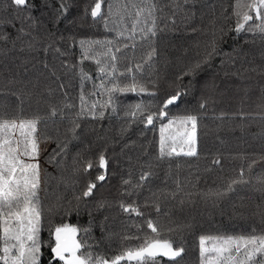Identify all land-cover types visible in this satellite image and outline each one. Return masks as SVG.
Returning <instances> with one entry per match:
<instances>
[{
	"label": "trees",
	"instance_id": "trees-1",
	"mask_svg": "<svg viewBox=\"0 0 264 264\" xmlns=\"http://www.w3.org/2000/svg\"><path fill=\"white\" fill-rule=\"evenodd\" d=\"M66 2L71 7L66 15L57 18L61 0H29L34 6L32 20L23 22L26 34H20L17 29L22 26L21 20L14 19L16 6L10 0H0V20L15 25L0 24V33L9 37L0 39V116L4 119L46 116V121L38 126L39 131L52 138L40 144V237L45 244L41 264H49L52 257L50 246L54 237L50 231L62 224L81 229L78 239H88L90 244L99 242L93 251L107 257L141 243L135 238L123 240L122 237L150 234L151 230L144 226L145 219L157 222L161 229L190 225L181 232L161 234V239L171 238L174 246L184 247L179 264H199L201 235L259 231L264 225L254 213L264 202V184L255 180L258 175H264V160L257 159L264 154V37L232 31L236 21L232 16L234 0H195V7L193 0L187 3L160 0L164 12L158 23L161 28L167 24V28L156 38L157 53L152 67L145 65V72L156 80L153 91L158 96L177 87L183 90L185 94L171 107L169 115H197L199 153V158L181 156L163 160L158 159V128H145L125 114L129 105L150 101L152 97L146 93H116L115 113L109 109L103 119H82L77 138L66 136L70 120L79 112L81 95L88 103L103 102L106 96L99 86L102 83L111 86L110 75L100 72V65L91 54L84 58L81 41L118 39L112 23L105 27L107 6L111 3L115 8L117 0H103L101 14L105 20L84 15V10L90 11L93 6V0ZM177 5L179 9L173 17ZM169 18L175 23H170ZM214 38L218 54L202 64L194 80L183 75ZM146 50V45H138L134 50L122 49L118 54L119 72L131 66L123 58L125 54L140 62ZM96 51H102L99 45ZM37 96L42 103H36ZM201 103L205 105L203 108ZM50 106L57 109L55 117L48 115ZM66 138L70 140L66 154L56 157L58 163L49 162L57 143ZM101 154L107 160L106 169L97 166ZM240 156L247 159L241 160ZM216 158L219 164L213 163ZM253 160L256 163L249 172L248 164ZM86 161L94 166L84 171ZM242 166L248 184L237 185L235 191L220 197L203 195L209 190H222L223 182L235 177ZM77 168L78 173L74 171ZM149 171L153 175L136 194L126 195L130 189L123 181L130 180L135 185L140 175ZM101 174L105 175L104 181L97 180ZM175 180L181 182L183 191L173 198L169 194L176 189ZM89 182L96 183L93 195L82 198L77 209L75 197ZM153 192L163 193L158 201L159 212L150 202ZM133 202L143 216L121 210V203ZM101 203L104 206L98 207ZM169 221L174 223L170 225ZM158 259L160 264H173L166 257Z\"/></svg>",
	"mask_w": 264,
	"mask_h": 264
},
{
	"label": "snow or ice",
	"instance_id": "snow-or-ice-1",
	"mask_svg": "<svg viewBox=\"0 0 264 264\" xmlns=\"http://www.w3.org/2000/svg\"><path fill=\"white\" fill-rule=\"evenodd\" d=\"M103 0H93V6L84 10V15L92 18L99 17L105 20L101 14ZM185 3L188 0H184ZM16 6V17L21 20V28L17 29L20 34H26L23 22L32 20L31 11L34 7L29 0H10ZM71 5L66 0H61V5L57 10V18L67 14ZM195 7V0H193ZM179 5L173 9V17ZM164 6L160 0H117L115 8L111 3L107 6L105 27L112 23L117 32V41H81V47L85 49L84 58L95 59L100 65V72L110 75V87L102 83L99 87L103 89L106 99L103 102L93 101L88 103L84 96L80 97L79 112L70 120V127L66 130L72 139L77 138V129L80 121L87 117L92 119H103L105 113L111 109L116 112V93H135L136 95L147 94L152 99L148 102H137L128 106L125 113L134 118V122L143 125L145 128L151 126L158 128V159H171L174 157H196L198 144V117L195 114L185 113L170 116L171 107L176 105L181 96L185 93L179 87L164 96H158L153 91L156 80L145 72V65L152 67L157 50L155 40L159 33L167 28H161L158 21L162 18ZM23 13V15H21ZM192 15H195L193 12ZM232 16L236 18L235 33L241 32L259 34L264 37V0H234ZM170 23L175 20L169 18ZM0 24H8L15 27L12 21L0 20ZM247 26V27H246ZM193 31H197L193 29ZM215 37V33L213 34ZM9 37L0 33V39L7 40ZM124 41L122 45L119 41ZM102 51H96L97 46ZM138 45L147 46V50L141 57L140 62H134V57L124 55V59L130 62L131 66L126 67L124 72H119L118 63L121 56L118 54L122 49L134 50ZM32 47V45H29ZM217 53V40L214 38L204 47L200 59L191 64L183 75H188L194 80L201 70L202 64L208 62ZM101 57L103 59H101ZM133 68L136 72H133ZM255 71V69H252ZM137 73H140L138 76ZM84 76V74H81ZM121 77L124 79L122 80ZM86 79V76L84 77ZM151 86V87H150ZM96 95L95 92L92 93ZM23 100L20 101L22 105ZM36 103H42L37 96ZM201 103L200 107H204ZM48 115L55 117L57 109L49 107ZM47 117L34 115L31 118L17 117L4 119L0 116V264H41L44 255L40 233L42 226V206L40 202L41 192V167L39 163L40 144L52 139L40 133L39 125L46 121ZM165 120L167 121L165 123ZM69 139L60 140L56 149H53L49 162L58 163L57 156L66 154ZM239 159L246 160V156ZM264 160V154L257 157ZM214 164H219V158L213 160ZM256 160L248 164L250 172ZM91 161H86L84 171L93 167ZM101 169L107 168V160L101 154L98 157V165ZM79 172L80 169L74 170ZM171 169L167 176L171 177ZM153 175L151 171L142 173L137 184L133 185L130 180L123 183L129 186L130 191L126 195H135L136 190L142 187V183ZM98 181H104L105 175L97 177ZM257 183L264 184V175L255 178ZM250 181L245 176V169L240 168L235 177H230L224 181L223 189L209 190L203 195L223 196L227 192L235 191L237 185L248 184ZM176 189L170 193L173 198L177 192H182L183 188L179 180H175ZM96 183L89 182L82 190L81 194L75 197L76 208H79L82 198L93 195ZM163 193L153 192L150 202L156 211L159 212V198ZM59 199V197H58ZM181 204L184 201H180ZM264 205V202H262ZM258 205V211L254 215L259 216L261 224L264 225V207ZM103 203L98 207H103ZM147 206V205H146ZM123 212L134 213L143 216L140 207L135 204L121 203ZM107 219V218H106ZM174 222L169 221V224ZM144 226L150 229V234L129 237L125 235L123 240L135 238L141 241L137 246L128 247L118 254L107 257L103 253L93 251L94 246L98 247L99 242L89 243L88 239H78L81 229L70 224L56 226L50 231L54 237L50 251L52 257L49 264H160L159 257H166L173 264H179L178 258H182L185 252L182 244L174 246L171 238L161 239L163 232H181L190 225L181 224L173 226L158 227L157 222L152 219H145ZM139 231V226H137ZM85 236L88 230L85 229ZM90 238V237H89ZM83 240V242H81ZM199 264H264V226L259 231L253 229L247 234H223V235H201L199 237Z\"/></svg>",
	"mask_w": 264,
	"mask_h": 264
}]
</instances>
